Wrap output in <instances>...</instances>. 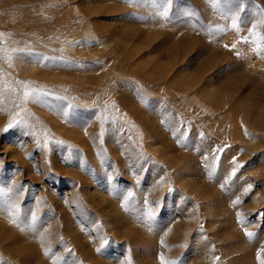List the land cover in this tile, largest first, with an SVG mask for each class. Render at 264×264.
<instances>
[{
	"label": "rangeland",
	"instance_id": "1",
	"mask_svg": "<svg viewBox=\"0 0 264 264\" xmlns=\"http://www.w3.org/2000/svg\"><path fill=\"white\" fill-rule=\"evenodd\" d=\"M226 2L0 0V264L264 260V0Z\"/></svg>",
	"mask_w": 264,
	"mask_h": 264
},
{
	"label": "snow or ice",
	"instance_id": "2",
	"mask_svg": "<svg viewBox=\"0 0 264 264\" xmlns=\"http://www.w3.org/2000/svg\"><path fill=\"white\" fill-rule=\"evenodd\" d=\"M127 2L129 4L132 5H136V6H140L143 4H150V6L155 10V15L162 17L164 19H168L169 18V13L170 10L172 9L175 0H127ZM210 2L213 4L214 8H219L221 6V0H210ZM235 6V7H233ZM224 9H226V11L221 10V18L222 19H228L229 15L231 16V27L233 29H235L236 32H240L241 28H240V11L243 10L244 8V4H243V0H227V2L224 4ZM259 24L264 25V18H262L259 21ZM210 30H211V26ZM225 27L224 26H220L217 25L216 26V31H220L223 32L225 31ZM249 31V36L248 37H241V42L243 43H249L251 42L254 45V51H261L264 50V34L260 33L257 31V23H253L251 28L248 30ZM4 34L0 33V37H3ZM235 44L232 45L233 48H235ZM225 47H228L227 45H225ZM0 51H6L4 49H0ZM26 50L25 49H13L12 52L13 53H24ZM237 55H239V53H237ZM13 59V55L12 54H8V60L12 61ZM44 59H48L47 57H44ZM24 91H23V99L25 101H27L29 98H34L36 96H40V95H48L47 93L42 92L41 90L35 88V87H31L30 84L28 82H19ZM9 127H11V125H9ZM247 134V133H246ZM57 143H62L61 141H57ZM217 151H222L220 149H218ZM219 162V156H215V163L218 164ZM233 162H235V158L233 159ZM240 165H236L235 168H239ZM235 168L233 169L231 175L235 176L236 171ZM223 187V185H222ZM10 192V190L5 191L4 189H0V195H8ZM131 195V194H129ZM240 203L239 199H237L234 204H238ZM14 207V206H13ZM10 215H13V213L10 211L9 212ZM239 216V213H238ZM37 220V217L35 214L32 215V222L33 224L35 223V221ZM15 222V221H14ZM245 234L246 236H248L249 238L253 237L254 233L247 231V229H245ZM161 244H163V240L161 241ZM97 251H100V249H97ZM257 258L260 259V253H257ZM217 260L219 259V257L216 258ZM160 262L161 264H175L174 261H167L165 260L164 256L161 254L160 256ZM53 264H56V258L53 259ZM260 264H264V260L260 261Z\"/></svg>",
	"mask_w": 264,
	"mask_h": 264
}]
</instances>
